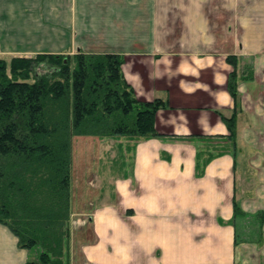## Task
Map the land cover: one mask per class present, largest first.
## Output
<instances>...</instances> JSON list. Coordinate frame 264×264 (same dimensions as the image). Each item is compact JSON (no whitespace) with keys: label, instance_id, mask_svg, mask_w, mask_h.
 Instances as JSON below:
<instances>
[{"label":"crops","instance_id":"0c3cea01","mask_svg":"<svg viewBox=\"0 0 264 264\" xmlns=\"http://www.w3.org/2000/svg\"><path fill=\"white\" fill-rule=\"evenodd\" d=\"M220 1L0 0V57L120 52L138 97L169 103L156 115L166 136L83 135L103 151L83 189L72 179L71 264H264V0H241V14ZM234 111L235 154L222 118ZM31 255L0 222V264Z\"/></svg>","mask_w":264,"mask_h":264},{"label":"trees","instance_id":"16d2710c","mask_svg":"<svg viewBox=\"0 0 264 264\" xmlns=\"http://www.w3.org/2000/svg\"><path fill=\"white\" fill-rule=\"evenodd\" d=\"M227 58L237 67V55ZM124 63L112 51L0 57V222L32 252L26 264H71L74 136H166L156 115L168 101L140 99ZM238 81L235 68L228 80L234 97ZM222 118L235 154L237 111ZM234 215L246 217L236 201Z\"/></svg>","mask_w":264,"mask_h":264},{"label":"rangeland","instance_id":"374dc122","mask_svg":"<svg viewBox=\"0 0 264 264\" xmlns=\"http://www.w3.org/2000/svg\"><path fill=\"white\" fill-rule=\"evenodd\" d=\"M220 2L222 3L223 0H221ZM241 2H242L241 0H238V5L236 6L238 8L237 9L238 14H241L242 13L241 10L244 9V7L240 5ZM250 2L255 3L256 1L255 0H248L249 5H250ZM222 4H225V3H222ZM249 5H247V6H249ZM224 7L225 8H223V10L225 11L224 12L225 14L222 15L221 28H220V30L222 32V36H224V33L225 34L228 33L227 28H228V25L231 24V22H228L229 16L227 14L229 12L227 11V9H228L227 2H226V5ZM40 69L41 68L38 67L37 71H41ZM83 138H85V137H83V135H76L73 138V154H74L73 155V157H74V159H73L74 160L73 161V185L76 186L77 189L78 188L83 189L85 183L88 184V181L92 180V178L94 177L92 171L95 172L97 169H99L101 167L100 164L102 161V160H98V157L102 155L101 153L103 150L99 146H96L95 148H92L90 150V146H88V147L86 146V143L84 142ZM89 145H91V143H89ZM127 149H128V152L126 155L130 154V158H131L132 146L128 145ZM93 154H94V158L92 159L91 157L93 156ZM128 162L130 163L131 160H129ZM243 224L244 223L240 222L239 226L242 229V231L244 232L245 228L242 227ZM246 229L249 232V230L252 229L251 225H247ZM253 240L257 241V243H259L261 241V238L259 237L257 240H256V238H254Z\"/></svg>","mask_w":264,"mask_h":264}]
</instances>
